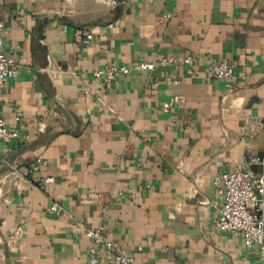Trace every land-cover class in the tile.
Wrapping results in <instances>:
<instances>
[{"label": "crops", "instance_id": "0c3cea01", "mask_svg": "<svg viewBox=\"0 0 264 264\" xmlns=\"http://www.w3.org/2000/svg\"><path fill=\"white\" fill-rule=\"evenodd\" d=\"M0 19L19 66L0 115L20 130L0 144V264H89L100 225L139 264H264L214 225L216 174L249 153L264 170V0H0ZM113 64L131 70L95 75Z\"/></svg>", "mask_w": 264, "mask_h": 264}, {"label": "built area", "instance_id": "2783aa9c", "mask_svg": "<svg viewBox=\"0 0 264 264\" xmlns=\"http://www.w3.org/2000/svg\"><path fill=\"white\" fill-rule=\"evenodd\" d=\"M145 3H152L154 0H139ZM6 24L0 19V89L6 81L14 78L19 73V66L15 58L7 55L3 51V35ZM91 38L87 34V39ZM175 57H161L159 64L165 65L175 62ZM186 62H191L192 57H187ZM156 66L155 62L142 61L135 65L138 69L152 70ZM131 70L127 65H106L95 72L98 77L105 76L112 79L117 73H126ZM212 77L219 81L230 80L234 75V65L227 58L215 59L211 62ZM173 83H180L179 79L168 78ZM180 96L166 100L162 103L165 112L169 111L176 103L180 102ZM20 135L18 128L9 127L7 121L0 115V144L11 142ZM263 163L261 156L249 153L244 161L245 169L232 171H222L216 174L214 184L218 188V193L222 199L220 214L214 219V225L230 234L241 233L244 237L246 248L257 246L264 255V170L257 171L254 166ZM45 161L37 158L30 163L32 170H38ZM54 177L49 176L45 182H52ZM51 210L56 214H64L63 209L53 203ZM85 235L91 240L88 249L89 264H103L102 253L110 255L109 264H139L136 258L113 240L105 226L87 228Z\"/></svg>", "mask_w": 264, "mask_h": 264}]
</instances>
